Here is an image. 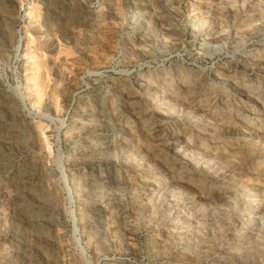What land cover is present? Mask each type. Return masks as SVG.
<instances>
[{
  "label": "rangeland",
  "instance_id": "rangeland-1",
  "mask_svg": "<svg viewBox=\"0 0 264 264\" xmlns=\"http://www.w3.org/2000/svg\"><path fill=\"white\" fill-rule=\"evenodd\" d=\"M0 264H264V0H0Z\"/></svg>",
  "mask_w": 264,
  "mask_h": 264
},
{
  "label": "bare ground",
  "instance_id": "bare-ground-1",
  "mask_svg": "<svg viewBox=\"0 0 264 264\" xmlns=\"http://www.w3.org/2000/svg\"><path fill=\"white\" fill-rule=\"evenodd\" d=\"M33 8H34V4L31 5V6L29 7V10H28V12H27V16H28V17H30V16H29V15H30V11H32ZM27 39H28V38H27ZM26 55H27V54H26ZM27 59L30 61V63L33 64V57H32L31 55H28V56H27ZM33 85L35 86V84H33ZM230 85H231V87H233V89H235L236 87H238L239 83H238L235 79H233V80L230 81ZM99 116H100L101 118H104L105 115H103V114L101 113V111H100V112H99ZM84 153H85V151H84ZM100 179H101V176H100L99 174H96V175H95L94 177H92V178L90 179V181H89V183H90V185H91V188H90V191H89V194H90V197H91V198H94V197H95V194H93V192H94L93 188H94V186L97 184V182L100 181ZM112 184L116 185V184H117V179H112Z\"/></svg>",
  "mask_w": 264,
  "mask_h": 264
}]
</instances>
